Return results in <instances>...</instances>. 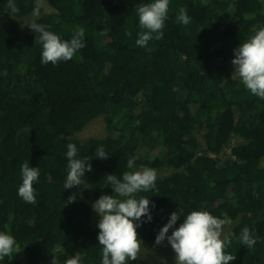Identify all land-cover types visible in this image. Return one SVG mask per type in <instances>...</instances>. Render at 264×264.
<instances>
[{
	"label": "trees",
	"instance_id": "trees-1",
	"mask_svg": "<svg viewBox=\"0 0 264 264\" xmlns=\"http://www.w3.org/2000/svg\"><path fill=\"white\" fill-rule=\"evenodd\" d=\"M149 2L44 0L36 22L46 30L70 40L78 26L85 29V46L53 65L41 62L38 34L28 27L36 0H15L14 15L0 0V232L18 245L0 264H65L74 255L80 264H101L92 204L115 195L106 175L141 167L157 172L155 188L136 194L149 198L152 217L137 222L141 242L156 244L172 212L206 210L236 221L225 249L235 256L229 264H264V99L238 77L216 74L264 27V0H169L163 38L153 33L140 47L135 41L145 30L136 9ZM181 7L191 20L186 26L177 21ZM100 117L104 137H75ZM233 137L240 142L220 157ZM67 143L76 145V158H91L92 168L70 189ZM100 146L107 159L95 157ZM26 161L40 169L35 204L18 196ZM244 227L257 239L251 249L238 239Z\"/></svg>",
	"mask_w": 264,
	"mask_h": 264
},
{
	"label": "clouds",
	"instance_id": "clouds-1",
	"mask_svg": "<svg viewBox=\"0 0 264 264\" xmlns=\"http://www.w3.org/2000/svg\"><path fill=\"white\" fill-rule=\"evenodd\" d=\"M43 3L44 0H36L33 9L34 19L28 25L32 32L38 34V40L42 45L41 62L55 65L60 61L71 60L85 46L82 42L85 29L78 26L70 40H62L57 34L46 30L49 26L36 22ZM201 4L206 5L207 0H201ZM7 7L10 15L20 11L15 0H8ZM168 7L169 0H151L137 7L139 25L145 30L139 33L135 41L137 46L146 47L153 39V33L155 39L163 38L162 29ZM177 21L185 26L191 22L185 8L179 9ZM231 63L234 65L233 73L238 75L246 89L252 95L264 99V27L254 30L253 35L234 49V59ZM66 147L68 171L64 189H70L80 186L85 172H91L92 168L90 163H86L91 158H76L75 144L67 143ZM95 157L100 160L108 158L103 146L95 149ZM127 168H134V159L127 161ZM20 174L22 183L18 187V196L26 203L35 204L33 184L39 178L40 169L30 167L26 161L20 166ZM156 179V170L149 167L125 171L120 178L115 174L106 175V180L115 195H101L92 204L93 210L99 216L97 239L102 246L101 264H127L129 260L137 259L141 249V240L137 232L140 223L137 222L141 221L142 217L151 221L152 217L149 211V198L141 196L137 199L136 194L154 189ZM75 199V196L69 197V201ZM222 215L223 219L213 216L206 210H193L187 215H183L181 209L179 212H172L167 223L156 235L155 243L159 245L167 240L175 253V264H229L235 256L226 254L225 249L230 245L233 234L224 235V225L231 224V220L227 214ZM181 216L183 222L174 228ZM169 229H173L171 235H168ZM238 239L249 249L257 242L248 227L242 229ZM16 251L18 245L15 238L7 232H0V260L5 257L10 260ZM65 264H80L79 255L66 259Z\"/></svg>",
	"mask_w": 264,
	"mask_h": 264
},
{
	"label": "rangeland",
	"instance_id": "rangeland-1",
	"mask_svg": "<svg viewBox=\"0 0 264 264\" xmlns=\"http://www.w3.org/2000/svg\"><path fill=\"white\" fill-rule=\"evenodd\" d=\"M45 11L51 12V9L46 8ZM232 59H234V54L226 63H220V65L216 68V74L218 76L223 74L224 77H238V75L233 73L234 65L231 63ZM105 135L106 132L104 121L103 118L100 117L90 122L83 130L78 132L75 137L79 140H85L92 137L102 138ZM237 142L240 141L236 137H233L230 142L224 146L221 155L219 156H227L229 154L230 147ZM166 173L167 171H163L162 175ZM98 222L99 216L95 211H93L90 223L91 225L97 226ZM235 223L236 221L234 222L233 220H231V224L224 225V235H228L229 231L231 230V226H233ZM137 260H142L143 262L149 260L153 264H175V253L167 241L159 245L143 241L141 242V249L140 253L138 254Z\"/></svg>",
	"mask_w": 264,
	"mask_h": 264
}]
</instances>
